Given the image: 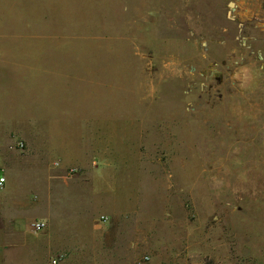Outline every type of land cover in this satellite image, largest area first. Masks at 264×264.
I'll list each match as a JSON object with an SVG mask.
<instances>
[{"label": "rangeland", "instance_id": "374dc122", "mask_svg": "<svg viewBox=\"0 0 264 264\" xmlns=\"http://www.w3.org/2000/svg\"><path fill=\"white\" fill-rule=\"evenodd\" d=\"M2 155L121 264H264V0H0Z\"/></svg>", "mask_w": 264, "mask_h": 264}, {"label": "crops", "instance_id": "0c3cea01", "mask_svg": "<svg viewBox=\"0 0 264 264\" xmlns=\"http://www.w3.org/2000/svg\"><path fill=\"white\" fill-rule=\"evenodd\" d=\"M4 160L3 155L0 156V175L5 177V182L0 186V264H53L54 259L57 260L55 264H99L101 259H108L113 253L115 256L112 260L124 263L122 258L117 259L116 250L112 249L121 248L117 246V240L106 235L109 229L107 225L111 222L109 217L114 214H105V227L102 230L96 223L99 214L84 219L86 228L82 224H79V228L74 225L69 227L73 217L77 224L80 212L91 214L88 208L91 201L78 198L84 203L88 201L87 204H83L81 210L75 213L73 210L70 212L72 206L70 204L68 207L65 197V169L47 171L48 196L43 200L40 195H32L30 188L23 189L17 185L14 164ZM87 185L94 186L88 182ZM20 219H23V223ZM36 219L46 222V227L38 232L30 227V223ZM98 248H105L103 255L100 254L102 249ZM106 248L110 249V253L105 254L108 251Z\"/></svg>", "mask_w": 264, "mask_h": 264}, {"label": "built area", "instance_id": "2783aa9c", "mask_svg": "<svg viewBox=\"0 0 264 264\" xmlns=\"http://www.w3.org/2000/svg\"><path fill=\"white\" fill-rule=\"evenodd\" d=\"M20 146H22V144H19ZM5 182V177L0 175V186H2V184ZM103 220L106 219V217H101ZM30 227L33 231L38 232L43 230L46 227V222L44 220H33L30 223ZM52 263L55 264L57 263V260H52Z\"/></svg>", "mask_w": 264, "mask_h": 264}, {"label": "water", "instance_id": "95a60500", "mask_svg": "<svg viewBox=\"0 0 264 264\" xmlns=\"http://www.w3.org/2000/svg\"><path fill=\"white\" fill-rule=\"evenodd\" d=\"M233 2H229V7L232 8Z\"/></svg>", "mask_w": 264, "mask_h": 264}]
</instances>
